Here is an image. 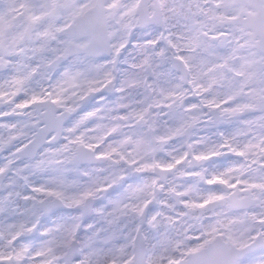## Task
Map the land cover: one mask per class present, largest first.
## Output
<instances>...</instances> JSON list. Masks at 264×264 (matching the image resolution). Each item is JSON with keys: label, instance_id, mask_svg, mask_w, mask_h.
<instances>
[{"label": "snow or ice", "instance_id": "6c2138e0", "mask_svg": "<svg viewBox=\"0 0 264 264\" xmlns=\"http://www.w3.org/2000/svg\"><path fill=\"white\" fill-rule=\"evenodd\" d=\"M0 264H264V0H0Z\"/></svg>", "mask_w": 264, "mask_h": 264}]
</instances>
